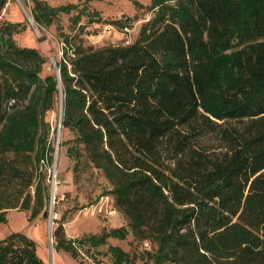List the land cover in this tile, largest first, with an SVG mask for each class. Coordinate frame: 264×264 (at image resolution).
Segmentation results:
<instances>
[{"label":"trees","instance_id":"obj_1","mask_svg":"<svg viewBox=\"0 0 264 264\" xmlns=\"http://www.w3.org/2000/svg\"><path fill=\"white\" fill-rule=\"evenodd\" d=\"M32 3L40 27L78 8ZM133 3L152 14L135 41L85 46L79 29L64 32L60 72L45 77L47 57L14 37L24 24L0 23V222L17 207L6 191L25 174L18 158L31 163L20 207L30 221L49 215L47 113L61 93L76 177L100 170L110 187L102 195L127 224L71 239L59 222L56 250L79 258L81 246L97 260L110 237L132 234L134 252L109 245L114 264H264V0ZM84 15L103 21L85 7L75 26ZM37 248L12 232L0 239V264H46Z\"/></svg>","mask_w":264,"mask_h":264},{"label":"rangeland","instance_id":"obj_2","mask_svg":"<svg viewBox=\"0 0 264 264\" xmlns=\"http://www.w3.org/2000/svg\"><path fill=\"white\" fill-rule=\"evenodd\" d=\"M44 1L54 6L74 3L77 4L78 8L69 14H61L59 20L50 27H40L35 23L31 13L32 0H11L0 15V23L8 20L24 24V29L14 35L19 45L34 47L47 57L41 71L42 77L57 72V62L63 58L62 33H72L79 29L80 41L85 46L102 47L126 44L136 40L142 24L152 15L147 9L138 10L133 0ZM139 1L145 5L151 3V0ZM85 7L89 11H99L103 21L89 22V16L84 15L81 18V24H84V27H80V23L75 26V16L78 10ZM128 16L132 20L131 25L126 28L113 22ZM62 99L63 95L59 93L53 109L47 113V120L51 125L50 141L55 148L52 153L54 156L53 163L51 165H48L47 161L43 163L44 169L46 166L49 168L47 178V183L51 186L49 215L44 217L41 214L30 221L28 219L30 210L20 207L22 199L25 197V193L21 192L28 180L31 163L18 158L15 164L25 170V174L17 183H11L6 191V198L14 202L17 207L7 209V220L0 222V239L12 232L27 234L36 241L38 254L46 264H50L52 246L55 252V264H114L111 255L107 253L109 245L120 246L126 251L134 252L136 243H133L132 234H129L126 239L110 237L108 243L100 246L95 252L97 260L87 255L84 247L81 246H79L81 251L79 258H74L65 250H56L55 248L56 242L53 232L59 222L63 223L66 237L71 239H78L88 234L99 233L127 224V220L116 206L113 196L102 195L110 187L100 170L90 167L86 170H80L76 177L73 167L74 161L67 152L70 145L69 140L74 138V134L64 126L61 129L57 128L60 117H62ZM9 158L15 159L14 154H9ZM55 181L56 186L52 191V185ZM34 186L35 184L30 188L32 191ZM54 214L56 217L52 223L51 218ZM51 236L53 238L52 243ZM145 246H148V243H144L139 248L142 249ZM136 264H143V260L138 258Z\"/></svg>","mask_w":264,"mask_h":264},{"label":"built area","instance_id":"obj_3","mask_svg":"<svg viewBox=\"0 0 264 264\" xmlns=\"http://www.w3.org/2000/svg\"><path fill=\"white\" fill-rule=\"evenodd\" d=\"M62 126H63V124H62V117H60V120H59V122H58V124H57V128H58V129H61ZM53 184H54V189H55L56 181H55ZM53 191H54V190H53ZM55 217H56V215L54 214V216H52V218H51V222H52V223H54V219H55Z\"/></svg>","mask_w":264,"mask_h":264},{"label":"water","instance_id":"obj_4","mask_svg":"<svg viewBox=\"0 0 264 264\" xmlns=\"http://www.w3.org/2000/svg\"><path fill=\"white\" fill-rule=\"evenodd\" d=\"M56 68H57V73L59 74V72H60V70H59V68L57 67V65H56ZM54 190V184L52 185V191ZM52 241H53V238H52V236H51V243H52ZM51 257H50V264H54V257H53V253H52V251H51Z\"/></svg>","mask_w":264,"mask_h":264},{"label":"bare ground","instance_id":"obj_5","mask_svg":"<svg viewBox=\"0 0 264 264\" xmlns=\"http://www.w3.org/2000/svg\"><path fill=\"white\" fill-rule=\"evenodd\" d=\"M51 251H52V253H53V257H54V264H55V252H54V248H53V246H52V248H51V250H50V257H51Z\"/></svg>","mask_w":264,"mask_h":264}]
</instances>
